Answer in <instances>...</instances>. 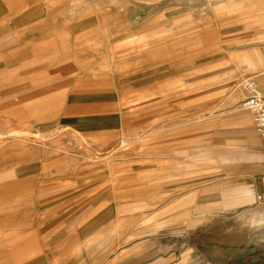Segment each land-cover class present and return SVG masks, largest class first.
Instances as JSON below:
<instances>
[{
    "label": "crops",
    "instance_id": "0c3cea01",
    "mask_svg": "<svg viewBox=\"0 0 264 264\" xmlns=\"http://www.w3.org/2000/svg\"><path fill=\"white\" fill-rule=\"evenodd\" d=\"M107 25L96 0H0V103L29 111L43 135L60 132L107 148L111 138L161 110L145 111L146 103L160 102L154 96L164 85L170 95L181 87L186 103L192 101L193 82L203 86L237 69L264 76V45L234 60L202 52L194 64L192 54L176 59V45L166 53L154 32L130 37L127 30L107 39ZM114 50L116 65L108 60ZM218 65L230 69L214 73ZM224 128L226 137L219 142L225 153L211 168L202 158L197 176L192 161L182 172L173 162L160 161L117 172L88 165L61 177L60 157L50 161L48 153L1 172L0 260L111 264L121 238L118 206L129 205L123 201L136 184L140 202L170 212L159 220L170 225L164 234L170 238L167 251L160 248L162 231H154L151 252L159 256L154 264H264V202L258 200L264 138L245 113ZM114 192L120 194L115 201ZM176 207L181 211L171 215ZM181 239L184 245L178 247Z\"/></svg>",
    "mask_w": 264,
    "mask_h": 264
},
{
    "label": "rangeland",
    "instance_id": "374dc122",
    "mask_svg": "<svg viewBox=\"0 0 264 264\" xmlns=\"http://www.w3.org/2000/svg\"><path fill=\"white\" fill-rule=\"evenodd\" d=\"M96 10L101 22L108 24L103 31L107 39L110 34L127 30L125 35L130 37L140 30H148L158 36L161 47H168L166 53L169 45H176V59L192 54L194 64L202 52L205 57H232L234 60L238 54L264 45V0H96ZM117 53L112 51L108 59L114 65ZM232 62L235 70L237 64ZM218 67L214 73L230 69ZM227 75L231 77L227 79L224 74H219L203 86L193 82L192 101L186 103L187 96L179 89L181 87H177L176 94L170 95L168 86L164 85L162 90L165 91L154 96L160 97V102L146 103L145 111L154 107L161 110L155 115L149 112L140 125L131 126L111 138L112 144L107 148L94 147L84 138L63 136L60 132L43 135L41 127L30 121L29 111L18 110L19 104H12L11 107L17 109L10 110L8 103H0V173H8L15 164L41 159L42 153H48L49 160L60 157L57 166L60 165L62 170L61 177L88 165H96L98 170L108 167L117 172L153 167L160 161L173 162L178 172L184 170V163L192 161L194 176H197L195 172L200 174L202 158L211 168L225 153V144L219 141L226 137L222 135L224 127L233 121V117L245 113L252 121L251 114L243 108L247 97L243 90L245 81L252 78L263 97L264 76L256 77L243 69ZM196 79L194 77L193 81ZM131 111L138 112L137 109ZM130 189L128 200L123 201L129 205L118 206L121 238L114 246L111 264H154L159 260V256L151 252L154 231H162L160 248L167 251L170 238H164V234L169 233L170 225L168 222L159 225V220L167 219L170 212L168 208L159 212L160 208L140 202L138 199L143 194L136 184ZM148 192L151 195V190ZM118 197L120 194L114 192V201ZM178 211L181 210L176 207L171 215ZM183 242L181 239L177 246L182 247ZM137 244L142 246L136 248ZM160 258L168 256L161 254ZM0 264L5 263L0 260Z\"/></svg>",
    "mask_w": 264,
    "mask_h": 264
},
{
    "label": "built area",
    "instance_id": "2783aa9c",
    "mask_svg": "<svg viewBox=\"0 0 264 264\" xmlns=\"http://www.w3.org/2000/svg\"><path fill=\"white\" fill-rule=\"evenodd\" d=\"M243 90L247 96L243 102V108L251 114L256 132L264 138V97L259 94L252 78L245 81ZM262 185L263 190L258 196V200L264 202V169Z\"/></svg>",
    "mask_w": 264,
    "mask_h": 264
},
{
    "label": "bare ground",
    "instance_id": "6f19581e",
    "mask_svg": "<svg viewBox=\"0 0 264 264\" xmlns=\"http://www.w3.org/2000/svg\"><path fill=\"white\" fill-rule=\"evenodd\" d=\"M40 28V27H39ZM8 135V134H7Z\"/></svg>",
    "mask_w": 264,
    "mask_h": 264
}]
</instances>
